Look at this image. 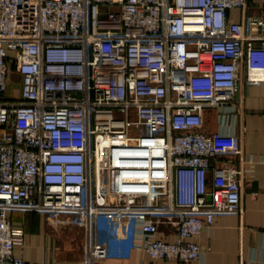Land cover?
I'll return each mask as SVG.
<instances>
[{"label":"built area","instance_id":"1","mask_svg":"<svg viewBox=\"0 0 264 264\" xmlns=\"http://www.w3.org/2000/svg\"><path fill=\"white\" fill-rule=\"evenodd\" d=\"M248 0H0V264H26L11 210L41 211L153 258L189 262L222 213H243L241 70L264 80V15ZM221 127L206 130L210 114ZM264 161V156L261 157ZM163 223L177 239L158 235Z\"/></svg>","mask_w":264,"mask_h":264},{"label":"crops","instance_id":"2","mask_svg":"<svg viewBox=\"0 0 264 264\" xmlns=\"http://www.w3.org/2000/svg\"><path fill=\"white\" fill-rule=\"evenodd\" d=\"M230 15L245 21L248 15H264V0H248L247 8H233ZM247 69L241 70L235 112L226 118L230 129L240 134L244 155L251 160L246 165L243 182V213L217 215L212 226L204 229L196 240L204 248L197 260L153 258L143 249L116 242L114 225L103 223L97 238L107 241L109 255L97 264H264V80L247 81ZM216 110L210 114L205 128L212 131L222 125ZM16 226L24 228V242L14 251L26 264H87L85 260V231L71 222H59L53 215L31 210H11ZM158 235L167 240L177 239L174 227L163 223Z\"/></svg>","mask_w":264,"mask_h":264}]
</instances>
